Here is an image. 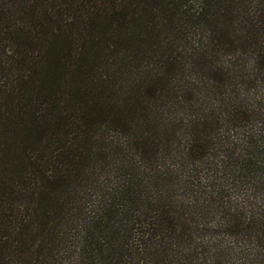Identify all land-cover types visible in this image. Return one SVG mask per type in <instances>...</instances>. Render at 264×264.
I'll return each mask as SVG.
<instances>
[{"label":"trees","instance_id":"trees-1","mask_svg":"<svg viewBox=\"0 0 264 264\" xmlns=\"http://www.w3.org/2000/svg\"><path fill=\"white\" fill-rule=\"evenodd\" d=\"M262 6L0 0V264H203L195 240L210 210L224 211L225 230L250 246L242 264H264V196L246 211L228 201L222 183L238 146L218 167L211 159L225 147L218 131L233 122L237 99H217L223 118L207 112L196 86L185 88L181 65L197 56L192 70L216 82L217 40L259 52L264 38L249 20L242 40L232 37L230 16ZM194 31L200 45L186 56ZM240 152L238 162L260 178L254 190L264 191V161L255 169ZM175 163L225 177L203 183ZM210 255L209 264L235 258Z\"/></svg>","mask_w":264,"mask_h":264},{"label":"rangeland","instance_id":"rangeland-1","mask_svg":"<svg viewBox=\"0 0 264 264\" xmlns=\"http://www.w3.org/2000/svg\"><path fill=\"white\" fill-rule=\"evenodd\" d=\"M188 1L197 9L204 3V0ZM252 4L254 3L252 2ZM231 6L234 8L235 1L231 3ZM251 7L253 6L251 5L250 8ZM260 12V14L256 15L252 12L249 14V18L244 17V14H242V16H239L238 14L236 15V13L231 15L230 21L232 27L230 32L233 35L232 37L239 36L242 40L246 33L243 31V24L241 25V21L249 20V27L253 29L254 35H260V39L264 38V6L261 7ZM219 19L224 23L223 18L219 17ZM226 30L227 29L224 25L222 31ZM195 34V31L188 33V35H190L188 39L191 45L186 51V56L188 55V52L193 49V47L197 49L200 45L195 41L199 38H197L198 35ZM217 35L219 36V34ZM241 43L242 41L229 47V44L226 42H220L219 40L215 42L211 50V54L213 51L214 55L212 58L214 60V65L217 66V70L221 71L219 73V79H217L216 82L210 81V78L204 79V75L198 73L195 74L194 70H192L193 61L198 58L197 56L192 58V55L189 53V60L187 57L183 58V63L181 65L185 70V88H189L191 84L196 86L198 94L195 95V97L200 101L199 103H202L204 99V105L207 112L213 113V115L219 116V118H223L224 115L223 112H221L222 110L216 109L219 108V105L216 104V102H218L217 99H221L223 94L228 95L227 97H232L231 99H234V101L237 99V104H239V106L236 107L237 114L233 119V122L221 125V128L218 131L221 138L226 141L224 143L225 147H223L225 149L219 148L220 150H218L216 158L211 159L214 160L213 164H215V167H218V164L224 160L223 156L225 154V150H227L226 148L233 147L234 145L238 146L237 150L234 149L236 157H233L235 159L231 157L229 159L230 162L228 163L230 166L227 168L225 167L226 172L227 170L230 171L231 177H229L230 179L222 184L226 186L228 201L235 203L237 206L239 205L243 207L242 210L246 211L245 204L247 201H254L256 206L260 207L263 204L264 196V191L257 193L254 190V183H251L253 182V179H255V181L257 179L260 180V178L257 177V173H255V171L248 172L249 168H247V166L243 163L240 164V162H238V159L242 154L240 152L242 149L245 151V154H247V159L250 158L251 161H253L250 164V167L253 166L257 169V166L260 165L258 161H264V147L260 144L261 140L264 138V47L259 48V52H256V50L252 49V47H245L246 55H242L240 54L242 51ZM254 52H256V54ZM241 102H243L244 107H240V104H242ZM201 109H203L202 106ZM222 122L224 123V121ZM261 134L263 136H261ZM174 165L176 167V169L173 167L174 170H177L185 175L194 174L198 177L197 180L199 179L203 183L208 182L211 178L213 179L215 175L217 182H221L225 177V174L213 173L203 167H198V171H194L192 173L191 171H187L189 169H180L176 163ZM174 172L172 173V176ZM237 175H239V178ZM182 179L183 180L181 181L186 180L183 177ZM206 190L209 189L206 188ZM190 202L191 201L188 200V203ZM258 209L259 208H257V210ZM230 212L231 214L238 216V212L234 209H231ZM194 214H196V211H194ZM223 214L226 217L224 211L223 213H220V211H208V215L204 217V228L202 227L203 230L197 233V240L195 241L198 245H202L205 249L204 251L207 252V255L203 256V260L205 259L203 264H209L207 259H211L210 254H215L220 251L224 252L225 250L227 252L232 251V253H234L235 258L232 260V264H242L240 258L241 253L243 252L242 248L245 247V250L250 249V246L247 243L243 240L236 239L230 232L225 230L224 220L220 217ZM229 214L228 216L230 217ZM244 215L247 216V213H243V216ZM196 218H198V216ZM229 219H231V217ZM208 251L210 253H208ZM250 257H252V255ZM225 260H227V258Z\"/></svg>","mask_w":264,"mask_h":264}]
</instances>
